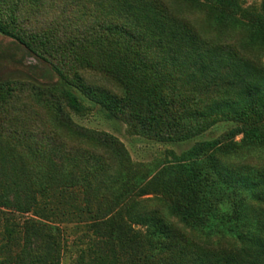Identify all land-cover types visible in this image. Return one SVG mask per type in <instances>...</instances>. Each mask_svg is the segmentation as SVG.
<instances>
[{
  "label": "trees",
  "instance_id": "16d2710c",
  "mask_svg": "<svg viewBox=\"0 0 264 264\" xmlns=\"http://www.w3.org/2000/svg\"><path fill=\"white\" fill-rule=\"evenodd\" d=\"M176 1L220 34L199 30L166 0H0V33L63 82H0V122L15 123L0 132L1 168H10L0 179V264H62L53 218L68 212L63 193L76 186L95 236L112 246L102 264H264V166L241 160L243 149L264 152V5L247 18L238 0ZM241 30L242 43L230 42ZM74 89L159 141L185 142L221 121L237 123L225 139L243 137L197 142L178 158L207 157L199 163L135 165L118 138L73 122L68 110L90 109ZM21 97L31 102L21 107Z\"/></svg>",
  "mask_w": 264,
  "mask_h": 264
},
{
  "label": "rangeland",
  "instance_id": "374dc122",
  "mask_svg": "<svg viewBox=\"0 0 264 264\" xmlns=\"http://www.w3.org/2000/svg\"><path fill=\"white\" fill-rule=\"evenodd\" d=\"M170 5L172 11L175 14H179L185 17L187 21L191 22L199 30H208L212 36H218L220 31L215 26L210 29L207 26V18L205 14H200L197 11H193L176 0H166ZM242 8L247 10V18H251L254 14L262 13L264 0H238ZM246 31H238L231 38L230 42L236 45L242 43L246 38ZM228 40L226 37L222 40ZM252 55L256 50L252 49ZM261 59L264 62V55L261 54ZM87 77L90 82L95 85L105 86L109 88H116V85L104 77L96 73H87ZM4 81H22L30 82L42 86L44 88H59L63 86V82L60 79L58 73L48 62L40 59L23 45L15 40L0 33V82ZM75 93L82 97L84 104L89 106V110L83 114H76L68 110L73 122L85 129L94 130L99 132H107L116 138H118L126 147L131 161L135 165H147L148 167H155L157 164H162L161 168L165 167H179L193 162L199 163L205 158L180 161L179 156L195 143L205 140L223 139V143L230 141L239 142L243 134H236L228 139H225L227 133L237 126L233 121H221L212 126L208 131L204 132L200 136L187 140L181 143L163 142L157 139L149 138L133 129L132 125L123 118H110L101 109L99 105H96L89 101L85 96L77 89H74ZM59 94V92H57ZM31 102L27 97H21L19 103L21 107L24 104ZM35 108V112H38ZM21 116L25 115L23 110L18 111ZM16 116V115H15ZM2 120L3 117H1ZM15 126L14 121H1L0 132L3 127ZM225 139V140H224ZM3 144L0 139V145ZM244 150V156L241 160L264 166V152H256L255 154H247ZM3 156L0 153V158ZM2 162L0 161V179L9 174V165L5 166V169L1 168ZM142 188L138 189L133 195L138 194ZM83 189L80 186L68 189L63 194L64 206L68 211L65 214H59L54 216L53 224L59 226L64 235L63 251H62V264H102L101 257L108 254V257H112L109 251L112 246L107 245L106 248L100 242V237H97L96 229L92 227V221L89 218V214L86 213L83 204ZM153 195H144L142 198H152ZM40 209L45 206V201L42 200ZM159 205L163 207L161 203L156 201L149 202V206L153 207ZM46 208H50L49 205ZM164 208V207H163ZM44 209V208H43ZM42 210V209H41ZM48 210V209H47ZM166 210V208H164ZM2 212H7V209L1 206L0 200V231L5 226V220ZM49 212V211H48ZM47 214V212L45 211ZM16 221L23 223L26 217H32L33 211L28 214L15 213ZM171 221L179 223L177 218L171 216ZM85 251V252H83ZM110 255V256H109Z\"/></svg>",
  "mask_w": 264,
  "mask_h": 264
}]
</instances>
